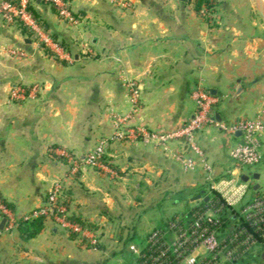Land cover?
Instances as JSON below:
<instances>
[{"label": "crops", "instance_id": "0c3cea01", "mask_svg": "<svg viewBox=\"0 0 264 264\" xmlns=\"http://www.w3.org/2000/svg\"><path fill=\"white\" fill-rule=\"evenodd\" d=\"M212 1L211 17L203 19L192 0H70L74 23L36 1L30 10L48 44L17 23L0 21V197L21 217L61 183L68 212L93 223L104 247L88 248L79 236L46 222L26 241L17 230H0V264H107L114 257L124 264L130 238L141 244L151 230L206 202L205 173L201 167L184 172L174 143L165 150L111 143L102 167L79 165L74 172L57 151L81 162L112 135L115 116H129V127L150 132L182 125L193 115L196 87L217 101L212 114L221 125L264 117V26L250 0ZM13 84L38 92L13 102ZM239 140L214 125L196 134L215 177L239 175L251 198L264 192V141L261 162L249 172L235 170L229 156Z\"/></svg>", "mask_w": 264, "mask_h": 264}, {"label": "built area", "instance_id": "2783aa9c", "mask_svg": "<svg viewBox=\"0 0 264 264\" xmlns=\"http://www.w3.org/2000/svg\"><path fill=\"white\" fill-rule=\"evenodd\" d=\"M36 1L51 5L67 23L73 19L68 5L70 0H2L0 21L6 24H21L36 41L49 43L41 25L31 13ZM198 1V0H192ZM201 13L209 14L205 8ZM61 50L58 43H54ZM16 55H24L14 50ZM34 88L13 84L9 89L11 101L20 102L31 97ZM194 111L192 117L177 127L164 131L150 132L141 127H129V116H115L113 133L101 140L90 150L82 163L91 168L102 167L109 144L129 141L144 145L162 147L164 150L176 144L174 158L184 172L201 167L208 185V200L195 204L186 214L177 215L162 227L151 230L141 244H130L129 258L124 264H242L248 256L264 254V192L248 196L249 186L231 174L228 178H216L215 172L197 145L196 134L205 127L214 125L230 136L239 133L240 140L230 150L229 156L235 170L251 169L261 162L264 141V117L242 119L228 125L215 122L212 108L217 101L207 90L196 87L191 93ZM186 145L189 154L182 147ZM73 165V172L79 165L74 163L71 153L62 149L58 152ZM69 202L59 183L49 188L44 203L29 213L16 217L0 200V220H5V232L16 231L20 222L43 218L58 229L79 236L80 240L96 250L99 235L95 231L82 229L68 219ZM232 219L228 228L226 221ZM249 264H257L251 262Z\"/></svg>", "mask_w": 264, "mask_h": 264}, {"label": "trees", "instance_id": "16d2710c", "mask_svg": "<svg viewBox=\"0 0 264 264\" xmlns=\"http://www.w3.org/2000/svg\"><path fill=\"white\" fill-rule=\"evenodd\" d=\"M202 7H205L207 10L210 11L214 7V1H212V0L195 1V10L196 11H199ZM36 21L40 24V22L37 19H36ZM17 24L20 27H22V29H25L21 24H19V23H17ZM28 35L31 37V35L29 33H28ZM57 43L60 45L59 42H57ZM0 200L3 203V205L11 211L10 206L6 202H4L1 197H0ZM202 204H204V202H202ZM68 220L70 222H72L73 224H76L77 226L81 227L82 229H87L90 231L96 230V227L94 226L93 223H90L88 220L82 219L80 217L70 215ZM230 222H232V219H228L226 221V224H225L226 228L229 227ZM45 223H46V221L43 218L31 219L29 221H24V222L22 221L19 223V225L17 227V231H18L21 239L26 241V240H29V239L35 237L42 229H44ZM116 237L119 241H121V238H122L121 234L117 235ZM130 240H132V239L130 238ZM129 242H131V241H129V239L127 238L124 241V245L125 246L128 245ZM88 248H91V247L88 246ZM96 249H98V250L104 249L103 245L101 244V239H98V247ZM251 262H256L257 264H264V257L261 256L260 254H258L255 257L248 256L245 260L241 261L242 264H249Z\"/></svg>", "mask_w": 264, "mask_h": 264}, {"label": "rangeland", "instance_id": "374dc122", "mask_svg": "<svg viewBox=\"0 0 264 264\" xmlns=\"http://www.w3.org/2000/svg\"><path fill=\"white\" fill-rule=\"evenodd\" d=\"M194 3H195V1H193ZM250 3H251V9L253 10V12H254V14L257 16V18L259 19V21H260V23H262V25L264 26V22H263V20L261 19V17L259 16V14H258V12H257V10H256V7H255V5H254V2H253V0H250ZM195 5V4H194ZM201 10V9H200ZM199 10V14H200V16H201V18H203V19H209L210 17H211V13H209L208 15L207 14H203V13H201V11ZM57 13V12H56ZM59 16V15H58ZM73 16V15H72ZM59 18H61L60 16H59ZM63 21H65L63 18H61ZM66 22V21H65ZM67 23V22H66ZM69 23H74V17H73V19H72V21L71 22H69ZM33 40H35L34 38H33ZM39 44H40V41H37ZM38 92V88H36L35 87V93L31 96V97H28L27 99H25V100H22V101H20V102H23V101H26V100H29V99H32L34 96H35V94ZM14 102V101H13ZM92 150V149H91ZM59 151H61V150H58L57 152H59ZM88 153V152H87ZM86 153V154H87ZM72 155V154H71ZM74 158V157H73ZM84 160V159H83ZM78 161V162H77ZM74 163H78V165L81 163V165L83 166V167H88V166H86V165H84L83 163H82V161L80 162L78 159L77 160H75V158H74ZM89 168H91V167H89ZM251 169H254V167L253 168H251ZM250 169V170H251ZM250 170L249 169H245V171H249L250 172ZM260 173H261V176L262 177H264V170H260ZM61 186H62V184L61 183H59ZM260 186H261V188L262 189H264V178H261V180H260ZM62 188H63V186H62ZM139 195V194H138ZM64 197H65V194H64ZM65 199H67L66 197H65ZM68 200V199H67ZM68 202H69V200H68ZM154 203V201L153 200H151V202H150V204H153ZM68 209H70V207L68 208ZM69 213V212H68ZM69 215H71L70 213H69ZM0 221H2V220H0ZM132 225V224H131ZM112 229L114 230H117L116 229V225H115V227L114 226H112ZM112 231V232H109L111 235H112V237L114 236V233L116 232V231ZM129 230V229H128ZM126 231H127V229H126ZM125 230L123 231V235H125V233L127 234V237H130V233L127 231L126 232ZM130 231V230H129ZM109 233H106L105 234V236H106V238L104 237V239H105V243H107V240H110L111 238H108V236L110 235ZM122 235V234H121ZM110 237V236H109ZM132 239V243H134V244H139L141 241H140V239L138 238V237H132L131 238ZM115 241H116V239H114ZM120 259L121 258H119V257H114L113 259H110L108 262H107V264H121V262H120Z\"/></svg>", "mask_w": 264, "mask_h": 264}, {"label": "water", "instance_id": "95a60500", "mask_svg": "<svg viewBox=\"0 0 264 264\" xmlns=\"http://www.w3.org/2000/svg\"><path fill=\"white\" fill-rule=\"evenodd\" d=\"M179 1H180V2H183V3L188 2V0H179ZM253 2H254V5H255V7H256V10H257L259 16L261 17V19H262L263 22H264V5H263L262 1H261V0H253ZM31 39H33V37H31ZM27 42H28V41H27ZM239 92H240V88L237 89V91H236V95H238ZM236 95H235V96H236ZM237 135H239V133H238ZM186 149H187V146L184 145V146H183V150L185 151ZM243 180H246V179L244 178ZM198 199H200V196L196 197L195 200H198ZM207 200H208L207 197H205L204 201H207ZM4 226H5V220H2V221L0 222V230H3ZM263 257H264V254H263Z\"/></svg>", "mask_w": 264, "mask_h": 264}, {"label": "bare ground", "instance_id": "6f19581e", "mask_svg": "<svg viewBox=\"0 0 264 264\" xmlns=\"http://www.w3.org/2000/svg\"><path fill=\"white\" fill-rule=\"evenodd\" d=\"M261 1H262L263 5H264V0H261Z\"/></svg>", "mask_w": 264, "mask_h": 264}]
</instances>
